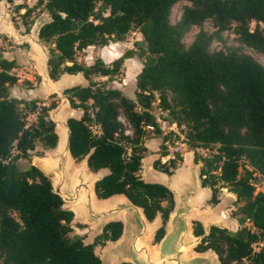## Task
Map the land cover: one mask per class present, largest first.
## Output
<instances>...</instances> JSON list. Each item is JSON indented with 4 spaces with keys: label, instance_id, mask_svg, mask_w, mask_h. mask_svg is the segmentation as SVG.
Masks as SVG:
<instances>
[{
    "label": "trees",
    "instance_id": "1",
    "mask_svg": "<svg viewBox=\"0 0 264 264\" xmlns=\"http://www.w3.org/2000/svg\"><path fill=\"white\" fill-rule=\"evenodd\" d=\"M181 1L179 18L172 21V5ZM38 2L47 14L37 35L48 45V76L56 80L79 72L90 80L63 93L72 108L82 110L67 119L71 156L85 158L91 171L106 169L94 182L96 197L126 195L148 220L160 215L154 241L163 235L172 193L138 173L146 150L143 138H169L152 111L157 99L159 111L185 128L193 161L200 162L201 185L211 190L209 201H219L221 188L235 196L230 226L210 225L194 249H212L221 264H264V191H256L253 181L264 179V65L243 50L246 46L264 54V0ZM193 27L197 30L186 45L183 37ZM230 28L239 44L210 49L212 41H224L222 32ZM131 29L142 39L113 60H76L77 51L122 40ZM132 56L142 60L134 97L91 80L92 75L112 79L124 58ZM15 67L13 58L0 53V264H101L94 245L116 239L121 221L107 222L94 241L84 242L72 233L73 212L63 207L50 179L33 164L18 165L37 145L54 148L57 134L48 114L56 103L47 106L37 98L9 94L18 80L11 71ZM30 114L34 118L29 121ZM93 124L99 132H93ZM198 147L210 152L198 157ZM175 158L180 154L165 162L156 159L153 167L171 174ZM203 231L193 220V235Z\"/></svg>",
    "mask_w": 264,
    "mask_h": 264
},
{
    "label": "water",
    "instance_id": "2",
    "mask_svg": "<svg viewBox=\"0 0 264 264\" xmlns=\"http://www.w3.org/2000/svg\"><path fill=\"white\" fill-rule=\"evenodd\" d=\"M47 58L48 50L45 51V64ZM49 78L48 73L44 72V87L58 93L61 100L48 111L49 118L55 125L57 143L54 151L49 154V159L40 160L33 165L50 179L52 191L61 197L64 208L72 212V207L78 208L77 214L73 212V219L81 223H90L94 235L100 234L107 222L121 221L122 229L119 236L105 248L103 257H99L101 264H103V259L107 263L114 262V264L122 262L132 264H221L217 255L214 256L215 252L212 249H207L206 254H190L189 252L191 247L194 248L208 233L210 225H217L213 222L203 221L193 213V208L199 203V199H191L190 195L203 187L199 167L195 175L182 174L170 180L161 171L157 173L159 175L152 178L157 180L152 181L161 183L170 190L173 200V207L164 223V233L154 247L149 246L147 239L153 236L159 227L158 220H148L142 208L134 204L126 195L113 194L102 199L101 204H96L98 199L94 193L93 185L102 176V172L100 169L95 172H86L84 167H81L75 173H69V163L74 159L69 151L70 128L67 119L70 116H57L60 109L67 104V97L63 90L74 84L64 86L61 80L52 83ZM147 181H151V179ZM193 220L202 224L204 230L202 234L193 235L190 227V222Z\"/></svg>",
    "mask_w": 264,
    "mask_h": 264
},
{
    "label": "rangeland",
    "instance_id": "3",
    "mask_svg": "<svg viewBox=\"0 0 264 264\" xmlns=\"http://www.w3.org/2000/svg\"><path fill=\"white\" fill-rule=\"evenodd\" d=\"M24 1V0H23ZM184 2H177L172 5V12H171V19L172 21H176L179 18V10L181 5ZM23 6L25 7V11L22 14L17 13V10L13 9L14 4H12L10 8V17L12 20L17 21L21 20L25 24V28L28 30V22H31L34 18L35 19H43L46 14L43 4L39 3L38 0H31L30 2H22ZM30 5V6H27ZM24 10V9H23ZM22 10V11H23ZM14 13V14H13ZM253 23H251V26ZM204 28L211 30L210 24L208 22H205L203 24ZM197 28L193 27L189 32H187L183 40L186 45H188L192 38L194 33L196 32ZM222 38L223 42L221 41H212L210 45V49H218L222 48L224 44L226 45H238L239 43L235 39V34L232 31V28L223 31L222 32ZM142 39V35L136 30L131 29L129 30L126 35H124L122 40L116 41V42H109L106 45L100 46H90L83 50L77 51L75 54V58L78 62L88 64L89 62H92L96 57H101L104 61L108 62L113 60L114 58L121 55L126 49L134 48L133 41ZM44 44V43H43ZM46 47V50H48V45L44 44ZM24 43L15 44L12 42L7 36L0 35V53L4 54L8 51H14L17 59V66L16 68L12 69L11 71L15 73L18 77V80L15 84L9 86V94L11 96H17V97H23V98H37L39 99V104L42 105H50L51 103L58 104L61 100L59 98L58 93L54 92L51 94H47L45 92V88L43 86V83L41 81V76L37 71V68H39L40 64L39 62H34L32 57H29L26 52L22 49H25ZM243 50L252 56H254L259 62H261L264 65V54L259 53L249 47L243 46ZM18 51V52H17ZM27 51V50H25ZM29 57V58H27ZM128 66V59H124L123 63L120 68V72L114 76L112 79H107L106 76H100V75H92L91 80L96 81L103 85H117V82H120L123 78H125L127 81L130 82V79L132 78L134 69H126V66ZM62 76L61 83L63 84H89L90 80L84 78L83 76H68L66 74L60 75ZM127 94H130V90L127 91ZM68 102V101H67ZM157 99L155 100V103L152 106V111L156 117V119L159 121L161 125V129L164 132H167L168 129V114L164 111H159V109L156 106ZM82 113V110L80 108H72L69 103L64 105L62 109L58 112V117L65 116H74L78 117ZM34 118V114H30L28 116V120ZM123 119V117H121ZM165 120V121H163ZM184 127H176L175 135H171L170 138L164 142L161 140L160 137L157 136H148L143 138V144L145 146V152L144 157L141 160V167L138 171L139 175L145 179L149 180L151 179L154 181H157L155 179H152L156 177V175L159 171L158 169L153 167V162L156 159H159L160 162H165L169 158L173 157L174 153H179L181 158H175L176 166L174 168H170L172 171L171 174H167L165 172H162V174L166 175L168 179H175L182 174L188 175L193 174L195 175L198 167L200 165V162H194L193 161V150L190 149L185 142L184 138ZM59 133L61 131L58 128ZM162 151H167L168 154L161 155ZM195 151L197 153L198 157H201L203 155L208 154L210 151L209 149L205 147H198L195 148ZM52 148L45 149L41 145H37L30 156L19 158L18 159V165L20 167L27 166L29 164H37L40 160H47L49 159V154L52 153ZM84 167L86 172H89L90 170L86 166V160L85 158L80 160L70 161L68 171L69 173H74L75 171H78L81 167ZM79 168V169H78ZM95 172V171H92ZM102 172V170H100ZM254 185L256 191H264V179L261 177H256L254 180ZM211 194V190L208 186H203L199 190H197L195 193L190 195L191 199H199V203L193 208V213L196 217H200L203 221H209L213 222L219 226H230V215L231 211L234 208L233 200L235 199L234 194L229 192L226 188H221L218 191V197L219 201L216 204H212L209 201V197ZM96 203H102V200H97ZM164 205L167 204L166 201L163 202ZM75 213V212H74ZM154 219L158 220V226L162 224L161 217L159 214H157ZM153 219V220H154ZM72 233L79 234L82 236L84 242H92L94 241L95 237L97 235H94L92 233V225L90 223H81L77 220L72 219ZM190 227L192 228V222H190ZM148 244L151 247H154L156 245V242L153 239V236H150L148 239ZM111 245V241H105L104 244L102 243H96L94 245V252L99 256L103 257V251L107 246ZM190 254H206V251L198 252L193 247L189 250ZM214 256L216 254L214 253ZM103 264H114V262L107 263L103 259Z\"/></svg>",
    "mask_w": 264,
    "mask_h": 264
},
{
    "label": "crops",
    "instance_id": "4",
    "mask_svg": "<svg viewBox=\"0 0 264 264\" xmlns=\"http://www.w3.org/2000/svg\"><path fill=\"white\" fill-rule=\"evenodd\" d=\"M24 1L30 2L31 0H24ZM24 1L23 0H0V35L7 36L15 44L24 43V45L27 46V47H25V49H22L23 51H21V52H26L29 57L33 58L34 62H37V63L39 62L40 66H39V68H37V71L41 76V81H42L43 86H44V80H43L44 72H47V66L44 62L45 61L44 59H45L46 47L44 46L43 42H41L39 40L38 35H37L38 28H39L40 23L43 19H41V17H40V19L34 18L31 22H28L27 24H28L29 29L27 30L25 28V24L21 20L14 21L10 17L11 11H10L9 7L12 4H14L13 9L17 10V13L22 16V14L25 11V7H24L25 5L23 6V4H21V3ZM27 6H30V5H27ZM44 16L46 17L47 14H44ZM88 47H90V46H88ZM25 50H27V51H25ZM15 54H18V53H15L14 51H8V52L4 53L3 55L13 58L16 62V66H17V59H16ZM29 57H27V58H29ZM124 59H128V63H129L128 66L125 65V63H124V66H126V69H134V72H133L132 78L130 79V82L127 81L125 78H123L120 82H117V85H114V86L110 85V86L118 88L119 90H121V92L124 95H126L128 97H134L135 75L140 70V68L142 66V60L140 58H138L137 56L127 57ZM90 63L91 62H89L88 64H90ZM63 74H66L68 76H74V75L82 76V74L79 72L76 74H67V73H63ZM61 77L62 76H60L56 80L49 78V81H51L52 83H56V82H58L59 79H61ZM68 85H70V84H64V86H68ZM81 85H86V84H81ZM128 90H130V94H127ZM44 91L47 92V94L54 93L53 90H48L47 88H45ZM67 101H68V99H67ZM164 112H166V111H164ZM167 116H168V119L166 121L168 123V129L169 130L167 132H164V131H162V132H163V134L168 135L170 138L171 135H175L176 127H178V126L174 122L170 121L169 115H167ZM163 121H165V120H163ZM167 140H165L164 142H166ZM54 148H52L53 151H54ZM72 161H73V159H72ZM100 170H102V174H104L106 172V169H100ZM97 199H104V198H97Z\"/></svg>",
    "mask_w": 264,
    "mask_h": 264
},
{
    "label": "bare ground",
    "instance_id": "5",
    "mask_svg": "<svg viewBox=\"0 0 264 264\" xmlns=\"http://www.w3.org/2000/svg\"><path fill=\"white\" fill-rule=\"evenodd\" d=\"M81 167V166H80ZM79 169V168H78ZM69 170V169H68ZM76 172V171H75ZM74 172V173H75ZM70 174H73V173H70ZM99 200H102V199H99ZM97 205H99V204H101V203H96ZM65 205H67V204H65ZM72 210H73V212H75L74 214H77L78 213V208L77 207H72Z\"/></svg>",
    "mask_w": 264,
    "mask_h": 264
},
{
    "label": "built area",
    "instance_id": "6",
    "mask_svg": "<svg viewBox=\"0 0 264 264\" xmlns=\"http://www.w3.org/2000/svg\"><path fill=\"white\" fill-rule=\"evenodd\" d=\"M91 128H92L94 133L99 132V127L96 124H93Z\"/></svg>",
    "mask_w": 264,
    "mask_h": 264
}]
</instances>
